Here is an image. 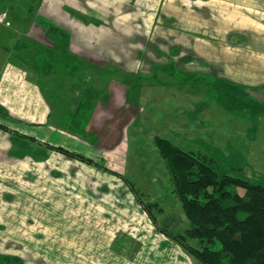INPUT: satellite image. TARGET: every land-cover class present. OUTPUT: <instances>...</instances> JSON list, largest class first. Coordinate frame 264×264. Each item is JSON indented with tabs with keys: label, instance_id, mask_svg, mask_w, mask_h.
Here are the masks:
<instances>
[{
	"label": "crops",
	"instance_id": "1",
	"mask_svg": "<svg viewBox=\"0 0 264 264\" xmlns=\"http://www.w3.org/2000/svg\"><path fill=\"white\" fill-rule=\"evenodd\" d=\"M60 29L69 33L62 48ZM152 45L179 55L182 72L213 79L264 110V0H0V119L67 133L76 147L70 152L104 160L106 168L126 166L119 152L131 121L155 116L140 115L141 107L139 115L126 113L127 98L136 95L140 106L150 93L141 85L132 92L118 80L80 81L78 73L109 67L137 72L142 54L159 56L149 51ZM176 84L171 79L157 88ZM196 109L203 115L205 109ZM66 111L69 126L62 124ZM246 112L252 115L253 108ZM3 125L13 128L0 123V264L194 260L144 211L131 179L52 148L47 161L25 173L27 165L9 156L16 144ZM19 183L36 189L27 192Z\"/></svg>",
	"mask_w": 264,
	"mask_h": 264
},
{
	"label": "rangeland",
	"instance_id": "2",
	"mask_svg": "<svg viewBox=\"0 0 264 264\" xmlns=\"http://www.w3.org/2000/svg\"><path fill=\"white\" fill-rule=\"evenodd\" d=\"M58 32L60 39L59 41L57 39V44L59 42L60 48L65 47L69 33L64 29ZM53 34L50 32V36L46 38L45 43L48 48L53 46ZM152 49H155L153 45L149 51ZM155 51L159 56L142 54V67L137 72L124 71L126 74L135 73L137 76L132 84L125 83L130 91L133 92L136 85H141L146 86V90L150 93L142 97L140 106L137 103V96L130 93L125 112L129 113L134 109L135 115H139L141 107L140 115H155L154 119L149 121L142 117V119L137 118L131 121L127 131L129 136L125 135V144L124 142L120 144L122 148L119 152V155H125L123 158L127 165L108 168V171L131 179L143 205L153 215L158 227L166 228L172 234H178L186 230L188 221L183 213L181 202L173 191L166 166L157 149L155 137L169 139L185 151L193 150L202 156H207L211 159L210 164L221 172H228L264 185V110L262 104H248V97L241 92L232 90L230 87L218 88L213 79L201 78L197 72H182L179 55H164V51L160 49ZM115 68L117 67L105 69L112 71ZM103 69L94 68L86 74L78 73L77 80H117L115 77H109ZM65 76L67 75L62 74L61 79ZM171 79L178 83L177 87L157 88L161 83ZM181 81L187 82L188 85L181 86L179 84ZM171 91L173 95L169 94ZM82 106H85L84 101ZM62 107L68 109L69 105ZM196 108L205 109L203 115L198 114ZM248 108H253L252 115L246 114ZM66 114L62 117L64 120L62 124L69 126V120H67L69 111H66ZM180 118L182 122L179 121ZM4 120L0 119V123L12 125L13 128L3 126L12 131L11 139L16 144L9 156L27 165L26 169L23 166L25 173L35 172L36 162L43 163L49 159L47 152L50 148L49 144L68 151L70 147H75L73 137L65 133L69 131V128L64 129L63 133L67 134L65 135L47 128L39 127L40 130H38L39 128L28 123L25 125V121L15 120L11 123ZM79 138L84 137L79 136ZM93 138L95 140V137ZM129 139L130 142H128ZM77 146L81 148L82 144L78 143ZM101 147L111 148L113 145L102 143ZM80 152L86 155L85 152ZM94 154L97 153L91 152V155ZM95 162L105 164L104 160ZM16 170L18 172V169ZM50 172L57 175L52 170ZM25 176L26 174H23L22 179ZM19 184L21 185L19 187L30 193L36 189L32 184L29 187ZM192 259L194 260H190L191 264H195L194 261L201 264L194 257Z\"/></svg>",
	"mask_w": 264,
	"mask_h": 264
},
{
	"label": "trees",
	"instance_id": "3",
	"mask_svg": "<svg viewBox=\"0 0 264 264\" xmlns=\"http://www.w3.org/2000/svg\"><path fill=\"white\" fill-rule=\"evenodd\" d=\"M103 70L109 77L128 85L137 78L135 73L126 74L119 68ZM155 138L173 191L188 221L183 233L172 234L158 227L161 232L201 264H264V185L221 172L210 164L207 156L185 151L169 139ZM48 146L108 170L93 159L62 147ZM127 183L148 213L134 185ZM152 219L156 223L153 215Z\"/></svg>",
	"mask_w": 264,
	"mask_h": 264
}]
</instances>
